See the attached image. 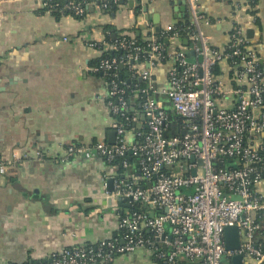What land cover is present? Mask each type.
<instances>
[{
	"label": "crops",
	"instance_id": "1",
	"mask_svg": "<svg viewBox=\"0 0 264 264\" xmlns=\"http://www.w3.org/2000/svg\"><path fill=\"white\" fill-rule=\"evenodd\" d=\"M48 1L0 0V161L18 158L0 176V264H40L121 235L120 218L130 206L113 195L116 167L102 158L66 156V148L116 142L109 81L94 69L104 52L100 47L109 49L113 35L146 41L166 33L169 25L192 23L188 0H133V5L121 0L107 9L90 6L82 18ZM196 1L206 19L200 28L214 49L224 51L238 27L264 65V0L256 9L246 0ZM169 41L172 51H183L192 63L201 61L199 42L191 35ZM120 64L121 81L130 82L132 67ZM219 65L216 81L228 87L233 68L227 60ZM171 67V60L135 63L139 74L151 71L159 89L168 85ZM156 94V101L168 100ZM136 99L134 94L135 126L142 129L147 120ZM127 136L133 141L134 130ZM37 152L46 158L38 159ZM259 236L264 247V230ZM156 259L153 250L140 247L110 264H159Z\"/></svg>",
	"mask_w": 264,
	"mask_h": 264
},
{
	"label": "built area",
	"instance_id": "2",
	"mask_svg": "<svg viewBox=\"0 0 264 264\" xmlns=\"http://www.w3.org/2000/svg\"><path fill=\"white\" fill-rule=\"evenodd\" d=\"M119 1L67 0L62 10L83 16L90 6L107 9ZM188 1L193 25L189 35L199 42L196 52L202 59L191 63L183 51L171 50L166 87L156 88L151 71L139 74L135 69V63L140 62L135 40L120 39L109 49L100 47L103 51L121 48L126 54L120 59L101 60L96 72L108 75L126 61L132 67L131 77L148 81V87L135 92V97H146L142 107L148 133L137 132L135 136L142 140L136 143L128 140L130 130L119 118L136 120L135 114L128 117L133 101L127 97L125 81L111 80L108 105L115 116L116 142L70 144L66 148V156L102 158L109 163L127 153L139 156L144 186L133 174L115 178L113 195L129 206H144V211L129 210L121 216L120 236L65 250L40 264H110L118 255L140 247L153 250L164 264H182L183 260L234 264L233 257L238 254L243 256L241 264H264V249L257 240L264 230V68L258 52L238 27L224 51L214 49L211 37L200 28L206 19L199 13L197 1ZM165 31L170 40L179 36L173 25ZM149 41L148 61L154 66L164 47L157 38ZM225 60L233 68L228 87L217 83L213 73L214 66ZM151 91L166 97L172 111L183 119L170 137L165 131L168 115L164 102L156 101ZM37 157L45 159L46 154L37 152ZM15 160L0 161V176L7 174ZM122 166L129 164L124 160ZM228 226H237L245 233L238 250L225 248L224 229Z\"/></svg>",
	"mask_w": 264,
	"mask_h": 264
},
{
	"label": "trees",
	"instance_id": "3",
	"mask_svg": "<svg viewBox=\"0 0 264 264\" xmlns=\"http://www.w3.org/2000/svg\"><path fill=\"white\" fill-rule=\"evenodd\" d=\"M48 2H49V6L52 5V6H55V7H58V8H62L66 4L67 0H52V1L49 0ZM258 2H259V0H248L247 3L250 5L251 8L256 9V7L258 5ZM56 5H58V6H56ZM88 11H89V9H87L86 13ZM64 12L66 14H73L69 10H65ZM54 13L59 15L58 12H54ZM84 15L83 16H79V17L82 18V17H84ZM174 27H175V30L178 31L179 37L180 38H184V37H188L189 36V32L193 28V25H192L190 19H187L184 22H180V23L175 24ZM169 37H170V33H168V32H166V33L162 32V33L158 34L157 42L159 44H162L164 49L162 51L161 57L156 60L157 64H158V62L159 63H167L170 60L169 57H168V54L171 51L172 46H171V42L169 41ZM120 39H125L128 42H131L132 40H135V42H136L135 46L139 49V53H140V61L144 62V61H148L149 60L150 54H151V50H150V46H149V43H150L149 40L145 41L141 37H131L129 35H125V36L124 35H122V36L118 35L113 40V43L116 42V40H120ZM125 54H126L125 50H123L121 48H118V49H115V50L104 51L102 56L99 59H100V61L104 60V59L111 60L112 58L120 59V58H124ZM260 67L264 68V65L261 62H260ZM219 68H220L219 64H216L214 66V68H213L214 75L218 74ZM118 70H119V66H118L117 70H115L112 73L106 75L108 81L116 80L119 83L122 82ZM114 74H116V76H113ZM125 82H126V85L128 86L127 97L129 99V101H133L134 94H135L136 90H142V89L148 87V85H149L148 81H145V80H142V79H139V78H133V77H132L130 82H128L127 80H125ZM150 95L153 98H155L157 94L155 92L151 91ZM145 98H146L145 95H141L139 98L137 97V99L135 101H137L138 105L140 106V105H143ZM165 100H167V98ZM130 104L131 105H130V108H129L128 117H132L135 114V111L133 110V105L134 104H132V103H130ZM167 104H169L168 100L164 102V108H165V110L167 112V115H168V118H167V121H166V126H165V128H166L165 131H166V136L170 137V136L175 134V130L177 129V127L181 126L183 124V119L180 118L178 115H176L173 111H171L169 109V106H167ZM119 120L125 124L127 130H130V131L134 130L135 134H137V132H142L143 134H147L148 131H149V128H148L147 124H145L142 129H136L135 121H133L131 119L130 120H126L124 118H119ZM139 140H142V139L137 137V136H135L134 142L136 143ZM124 160H126L128 162V164H129V166L127 168H124L122 166V162ZM139 162H140V157L139 156L134 155L132 153H127L125 156L119 157L118 159L112 161L110 163V165L113 166V167H116V170H117L116 178L117 179H123V178H126L129 174H133V175H135L136 177L139 178L140 185L144 186V176L140 172V164H139ZM129 208L132 211H134V210L144 211V206H142V205H132ZM261 232H263V231H261ZM259 237L260 236H258L257 240H258V243L261 245V243L259 241ZM262 248L264 249L263 246H262ZM156 260H158L159 264H164L163 260H161V259H156ZM182 264H197V263H188L186 260H183Z\"/></svg>",
	"mask_w": 264,
	"mask_h": 264
},
{
	"label": "water",
	"instance_id": "4",
	"mask_svg": "<svg viewBox=\"0 0 264 264\" xmlns=\"http://www.w3.org/2000/svg\"><path fill=\"white\" fill-rule=\"evenodd\" d=\"M129 3L130 5H133V0H131ZM156 21H157V25L155 27V32L156 34H158L161 31V27L158 24V19ZM113 37L116 38V35H113ZM123 67H124V64H120V69H122ZM120 78L122 79V76H120ZM112 135H115V132H113ZM111 141L112 142L110 143H113L114 138ZM191 159L192 161H194L195 157H192ZM111 183H112V180L109 181L110 185ZM151 186H152V183H149L148 187H151ZM224 238H225V248L227 251L238 250L241 246L242 241L245 239V233L241 229H239L237 226H228L224 229ZM242 259H243V256L241 254L235 255L233 257V263L241 264Z\"/></svg>",
	"mask_w": 264,
	"mask_h": 264
}]
</instances>
